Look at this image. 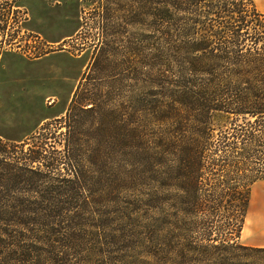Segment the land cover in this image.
I'll list each match as a JSON object with an SVG mask.
<instances>
[{"label": "trees", "instance_id": "obj_1", "mask_svg": "<svg viewBox=\"0 0 264 264\" xmlns=\"http://www.w3.org/2000/svg\"><path fill=\"white\" fill-rule=\"evenodd\" d=\"M132 4L159 80L142 115L157 130L144 139L135 126L126 138L130 161L143 166L148 209L159 217L135 226L101 212L111 193L87 188L83 162L94 156L84 158L72 124L93 109L69 108L60 149L46 139L0 138V264H246L233 248L264 252L237 243L251 187L264 180L260 15L250 0ZM196 219L223 223L203 243L191 236Z\"/></svg>", "mask_w": 264, "mask_h": 264}, {"label": "rangeland", "instance_id": "obj_2", "mask_svg": "<svg viewBox=\"0 0 264 264\" xmlns=\"http://www.w3.org/2000/svg\"><path fill=\"white\" fill-rule=\"evenodd\" d=\"M250 2L263 26L264 0ZM138 10L132 0H0V138L14 143L46 139L60 149L71 131L67 110L93 109L72 119L84 158L94 156L92 165L83 162L87 188L110 192L109 201H100L101 212L135 226L154 214L146 202L143 166L130 161L126 135L135 126L144 139L156 132L142 114L159 82L148 65L145 27L131 21ZM118 140L125 145L117 146ZM262 200L264 180L251 187L239 245L264 249V216L255 214ZM184 221L176 222L178 232ZM222 223L196 219L191 236L203 240ZM220 239L217 244L224 243ZM231 252L242 263H264V252Z\"/></svg>", "mask_w": 264, "mask_h": 264}, {"label": "crops", "instance_id": "obj_3", "mask_svg": "<svg viewBox=\"0 0 264 264\" xmlns=\"http://www.w3.org/2000/svg\"><path fill=\"white\" fill-rule=\"evenodd\" d=\"M255 212H256L255 213L256 216H258V217L264 216V200H262V202L259 203L258 208H256Z\"/></svg>", "mask_w": 264, "mask_h": 264}]
</instances>
